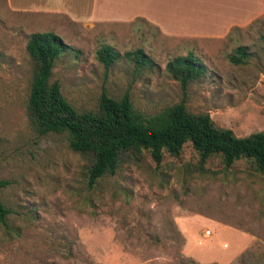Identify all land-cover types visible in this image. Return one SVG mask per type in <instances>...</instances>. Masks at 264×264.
I'll use <instances>...</instances> for the list:
<instances>
[{"label": "rangeland", "instance_id": "rangeland-1", "mask_svg": "<svg viewBox=\"0 0 264 264\" xmlns=\"http://www.w3.org/2000/svg\"><path fill=\"white\" fill-rule=\"evenodd\" d=\"M153 11L167 33L185 31L171 14ZM97 16L121 20L74 21L0 0V200L11 211L0 224V264H264V175L248 160L227 169L215 155L201 168L187 143L160 166L145 153L89 189L84 158L63 136H38L26 114L28 38L54 32L74 50L58 61L54 79L82 110L94 109L103 91H130L147 113L185 101L239 137L263 132L264 16L225 38L172 36L144 19L122 21L133 17L124 0H100ZM103 45L122 54L143 49L156 67L134 77L123 60L106 75L96 59ZM239 46L252 53L246 65L229 61ZM190 51L207 73L184 95L166 65Z\"/></svg>", "mask_w": 264, "mask_h": 264}, {"label": "trees", "instance_id": "trees-1", "mask_svg": "<svg viewBox=\"0 0 264 264\" xmlns=\"http://www.w3.org/2000/svg\"><path fill=\"white\" fill-rule=\"evenodd\" d=\"M26 51L31 66L26 106L29 126L40 137L53 134L66 138L70 150L86 162L84 175L89 189L145 153L160 166L166 153L179 157L187 143L198 153L201 168L218 155L227 169L246 159L254 171L264 175V131L239 137L232 129L219 126L209 113L190 111L185 101L147 113L135 106L130 91L120 97L103 91L94 109L82 110L70 102L60 81L54 79L58 61L74 51L71 46L54 32L33 33ZM251 57L248 46H239L229 61L241 66ZM96 59L106 75L123 60L133 64L134 77L156 67L143 49L122 54L103 45ZM166 72L186 95L191 84L206 76L207 68L190 51L169 61ZM10 215L0 200V224L6 226Z\"/></svg>", "mask_w": 264, "mask_h": 264}, {"label": "crops", "instance_id": "crops-1", "mask_svg": "<svg viewBox=\"0 0 264 264\" xmlns=\"http://www.w3.org/2000/svg\"><path fill=\"white\" fill-rule=\"evenodd\" d=\"M16 9L37 14H64L74 21H113L120 18H99L100 0H90L89 5L74 3L69 0H9ZM128 20L144 19L157 26L165 34L179 37L225 38L234 29L243 28L264 16V0H124ZM74 10H85L86 17H76ZM153 10L171 14L172 21L181 22L182 30L169 34L159 22ZM91 11V12H90ZM155 13V14H154ZM199 28L189 30V28Z\"/></svg>", "mask_w": 264, "mask_h": 264}, {"label": "built area", "instance_id": "built-area-1", "mask_svg": "<svg viewBox=\"0 0 264 264\" xmlns=\"http://www.w3.org/2000/svg\"><path fill=\"white\" fill-rule=\"evenodd\" d=\"M209 235H211V232L210 231L207 232V236H209Z\"/></svg>", "mask_w": 264, "mask_h": 264}]
</instances>
